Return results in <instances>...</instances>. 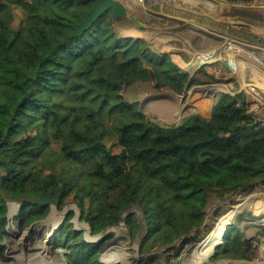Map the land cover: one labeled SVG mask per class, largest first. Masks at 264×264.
I'll return each mask as SVG.
<instances>
[{"label":"trees","instance_id":"16d2710c","mask_svg":"<svg viewBox=\"0 0 264 264\" xmlns=\"http://www.w3.org/2000/svg\"><path fill=\"white\" fill-rule=\"evenodd\" d=\"M92 3L0 0L1 187L13 196L59 193L58 209L72 190L91 235L115 225L133 203L147 227L141 249L161 246L177 254L169 246L200 226L211 193L223 198L264 179V123L247 111L242 93H222L207 116L193 113L173 125L151 119L138 102L125 100L120 85L150 80L147 68L157 88L182 93L187 83L199 82L146 39L118 35L108 12L73 34ZM14 6L25 15L21 25L13 24ZM208 76L207 82L228 81ZM7 210L0 196V258ZM49 210L25 201L13 219L21 230ZM72 214L46 241L51 251L63 250V264H119L100 259L109 235L87 241L73 228ZM124 221L134 239L136 214ZM220 241L215 255L257 257L252 239H239L235 227Z\"/></svg>","mask_w":264,"mask_h":264},{"label":"rangeland","instance_id":"374dc122","mask_svg":"<svg viewBox=\"0 0 264 264\" xmlns=\"http://www.w3.org/2000/svg\"><path fill=\"white\" fill-rule=\"evenodd\" d=\"M248 2H254V6L259 3L255 4L254 0ZM176 7L173 6V8ZM173 8L172 5L164 4L160 7L159 5L151 7L150 10L143 9L141 22L148 30L155 32L149 42L151 48L157 52L169 49L170 57L176 63L182 56L183 68L199 83L188 85L182 93H176L169 87L157 88L156 82L152 80L137 81L132 85L121 87L125 100L138 102V108L143 113L163 125L178 124L193 113L207 116L214 95L220 91L218 87L224 86V83L207 82L208 75L211 76L213 73L212 70L197 71L196 68L202 65L199 59L203 54L202 51L219 45L227 24L224 25L222 18L209 22L200 19L198 26H194L189 14H178ZM237 9L234 19L245 27L244 33L251 28L264 29V10L259 8L241 10L239 7ZM13 12V24H23L25 19L23 12L15 6ZM118 20H122L121 24H117ZM118 20H113L114 28L118 35L123 36L132 23L128 17ZM260 40L264 43L263 36H260ZM166 42L171 45L165 46ZM213 75L216 74L213 73ZM115 150L120 149L115 148ZM69 155H77L79 159L84 156V154L78 155L77 151H72ZM254 183L256 181L237 192L226 194L223 198L211 193L202 223L186 233L182 240L177 241L174 247L177 254L175 251H160L165 249L161 246H155L150 251L142 250L140 241L144 238L145 231L138 230L136 237L131 239L125 221L120 220L115 226L108 227L105 231L104 235L109 236L101 252V260L112 257L113 260L122 264H264V180ZM10 203L6 204L8 209L6 229L9 235L3 240L7 248L4 257L0 258V264H63L62 256L52 252L46 241L50 238L52 231L68 218L70 212L73 213L70 222L74 229L83 230L85 239H92L95 236L87 235L90 227L80 219V210L74 202L72 190L66 197L62 209L51 205L43 220L34 221L21 230L13 219L19 205L12 203L16 209L13 214H10ZM130 205L123 214L134 212L142 225L144 223L142 210L133 203ZM227 227H235L239 239L251 238V244L254 247L251 245V248L254 256L257 257L247 260L215 255L214 248L221 243L220 237ZM230 231L234 232L233 229ZM261 241L263 242L259 249ZM256 242L258 245L255 244ZM57 251L62 253L63 250Z\"/></svg>","mask_w":264,"mask_h":264},{"label":"built area","instance_id":"2783aa9c","mask_svg":"<svg viewBox=\"0 0 264 264\" xmlns=\"http://www.w3.org/2000/svg\"><path fill=\"white\" fill-rule=\"evenodd\" d=\"M139 5L154 7L164 4L186 7L190 0H135ZM219 8L241 6L238 0H207ZM264 7V0L258 3ZM203 66L209 65L219 77L228 79L223 93L245 96L246 109L264 123V46L250 43L235 37L223 36L216 49L203 53L200 57ZM208 61V63H206Z\"/></svg>","mask_w":264,"mask_h":264},{"label":"crops","instance_id":"0c3cea01","mask_svg":"<svg viewBox=\"0 0 264 264\" xmlns=\"http://www.w3.org/2000/svg\"><path fill=\"white\" fill-rule=\"evenodd\" d=\"M120 2H122L126 8L127 11L130 13L129 16L130 18H128V20L131 21V25H129L130 28H127L125 32L126 36H138V37H143L145 38L148 42H150L151 38H153L155 32L154 31H150L146 28V26L144 24H142L141 19L142 16L141 14L143 13V9L146 10H150L149 6H142L139 5L135 0H119ZM255 4L256 2H259V0H254ZM186 7H176V8H172L175 9V11L178 14H185V15H190V21L194 26H198L199 24V20L201 19L202 21H215V20H219L220 18H222L223 22L225 23L224 25H226L225 27V33H223L224 36H228V37H235L238 39H242L245 41H248L250 43H254V44H259L264 46V43H261L260 41V36L264 37V29L263 28H251L249 31H245V33L243 32V30H245V27L242 25L241 22L239 21H235L234 19V13L237 9V7H239L241 10H245V8H259L264 10V7H261L258 3L254 6V2L253 3H249L247 2H243V4L241 6H226L224 8H219L216 7L213 4H210L207 0H190L188 2H186ZM122 20H118L117 24H121ZM115 26V25H114ZM123 35V36H125ZM223 37V36H222ZM221 37V38H222ZM157 37H155L156 39ZM159 38V37H158ZM171 45L169 42H166L165 46H169ZM217 48V45L213 48H210L208 50H203L202 53H206L209 51H212L214 49ZM164 52H168L170 53L169 49H164ZM176 63V62H175ZM178 66H180L181 68H183L184 66L182 64H184L183 62V57L180 56L179 61H177L176 63ZM184 69V68H183ZM197 69V68H196ZM207 69L212 70L213 68H211L209 65H205L202 66V70L206 71ZM186 70V69H184ZM214 70V69H213ZM214 73V72H213ZM212 73V76H214ZM215 77H219L217 73H215ZM223 85V84H220ZM218 89L223 93V89L224 86H220L218 87ZM217 93L216 95H214V98L211 102V106L210 109L208 110L207 115L209 114L212 105L215 103V101L217 100V98L222 94V93ZM262 242L259 245V249L262 246ZM104 249V247H103ZM102 249V251H103ZM58 250V249H57ZM52 251L57 255H61V253H59V251ZM101 251V252H102ZM101 252L99 253L100 259H101ZM106 263H117L118 261H115L112 259V257H109L108 259L104 260ZM119 263V262H118ZM122 264V263H119Z\"/></svg>","mask_w":264,"mask_h":264},{"label":"water","instance_id":"95a60500","mask_svg":"<svg viewBox=\"0 0 264 264\" xmlns=\"http://www.w3.org/2000/svg\"><path fill=\"white\" fill-rule=\"evenodd\" d=\"M106 12L109 13V17L112 20H118L120 18L122 19L123 17L130 18V16L128 15L126 6L122 2H120L119 0H93V3L91 5L90 9L86 12L84 18L79 23H77L75 25L73 34H75V35L80 34L83 30H85L88 27H90L93 22H95L98 18H100ZM147 69L149 71L150 80L156 82L155 75H154L153 71L151 69H149V68H147ZM123 85L124 84L120 85L119 93L121 95H122L121 87ZM187 87H188V83L186 84L184 90H186ZM1 174H2V171L0 170V175ZM263 180L264 179H260L258 181L260 182V181H263ZM258 181H256V183ZM256 183H254V184H256ZM239 190L240 189L236 190L235 192H237ZM0 196L5 200L6 204H7V202L16 203L17 205H19V208L22 205V203L25 202V201L26 202H31V203H34V204H39V205H47V204L50 205V206L54 205L55 208H57L60 195H59V193H55L53 196H51L48 193H41L39 195V197H34V196L29 195V194H18L16 196H13L11 194L6 193L2 189L1 184H0ZM125 211H123L121 213V215L119 216L118 221H120V220L124 221V216L128 213L127 212L126 214H123ZM141 213H142V216L144 218L143 212H141ZM138 224H139V230L143 229L145 231V234H146L147 227H146V224H145V218H144V223L142 225L139 222H138ZM111 226H115V225H111ZM111 226H108V227H111ZM108 227L104 228L99 234L95 235L94 238L86 239V240L90 241V242H95V241H98V240L102 239L104 234H105V231L108 229ZM75 229H77V228H75ZM78 229H80V228H78ZM88 235L91 236L90 228L88 230ZM185 236L186 235H183V236L179 237L169 247L170 248L175 247L177 241L178 240H182ZM140 243H141V241H140ZM166 249L167 248L160 249V251H165ZM103 262H105V261H103Z\"/></svg>","mask_w":264,"mask_h":264},{"label":"bare ground","instance_id":"6f19581e","mask_svg":"<svg viewBox=\"0 0 264 264\" xmlns=\"http://www.w3.org/2000/svg\"><path fill=\"white\" fill-rule=\"evenodd\" d=\"M166 114V113H165ZM14 204H16V203H14ZM14 204H12V203H10V205H9V208H10V214H12L14 211H15V209H16V206L14 205ZM17 205V204H16ZM87 235H88V232H87ZM89 236V235H88ZM208 237V236H207ZM217 242V241H216ZM213 243V242H212ZM209 247V246H208ZM211 249V248H210ZM204 259V258H203ZM205 261V260H204Z\"/></svg>","mask_w":264,"mask_h":264}]
</instances>
